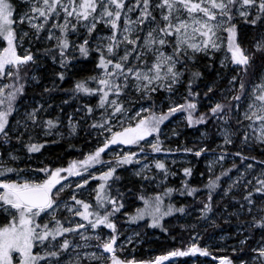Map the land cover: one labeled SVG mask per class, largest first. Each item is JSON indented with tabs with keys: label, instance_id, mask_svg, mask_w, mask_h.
<instances>
[{
	"label": "snow or ice",
	"instance_id": "snow-or-ice-1",
	"mask_svg": "<svg viewBox=\"0 0 264 264\" xmlns=\"http://www.w3.org/2000/svg\"><path fill=\"white\" fill-rule=\"evenodd\" d=\"M238 21L257 32L250 46L243 43ZM0 41V264H162L169 257L209 256L208 248L195 241L186 250L175 249L150 261L118 255V249L133 244L141 234L133 231L120 239L124 233L116 218L125 208V193L116 186L121 179L117 168L136 164L134 175L140 180L166 181L168 167L146 149L165 151L162 125L177 113L184 114L188 127L211 122L222 141L216 149L204 144L176 151L200 157L218 150L219 155L209 162L210 172L228 156L239 158V165L234 159L231 168L221 163L220 174L204 185L206 199L195 207L198 219H210L215 196L220 195L217 189L227 182L221 200L231 196L235 203L224 211L233 209L229 217L237 218V235L242 236L233 252L247 257L239 264H264V0H0ZM41 41L45 46L33 51L34 43ZM218 51L226 53L220 60L226 71H217L218 80L204 85L207 110L197 115L201 90L194 85L203 73L196 64L206 57L207 67L213 69ZM77 53L95 62V73L63 89L64 70ZM47 58L64 69L51 73V87L43 83L41 72ZM186 74L187 95L181 96L180 103L174 96ZM30 87H42L39 99H29ZM53 92H65L68 98L56 106ZM161 93L167 94L166 110ZM82 97H96V103ZM71 101L77 107L65 113L63 105ZM54 107L59 108L55 116L51 115ZM65 119L68 135H77L83 128L97 138V146L83 160L72 161L67 168L43 161L23 169L18 164L9 166L21 160V152H26L28 160H38L34 154L43 155L45 145L56 143L43 137L62 135L59 129ZM178 134L173 129V135ZM207 135L201 133L202 138ZM111 145L137 150L115 154L114 164L104 162L102 154ZM257 148L259 155L251 154ZM96 164H106V170L98 175L90 172ZM233 169L235 178L229 175ZM182 171L186 179L179 189L165 186L152 195L138 194L143 206L134 213L124 212L126 223L139 227L146 220L147 227L167 232L161 223L165 217L189 214L184 204L165 203L174 192L195 198L200 191L187 179L192 168ZM85 172L87 178L82 175ZM71 176L80 181L74 186L61 183ZM89 179L99 181L93 189L95 203L80 193ZM241 188L243 194L237 200L233 189ZM256 230L260 241L250 246L248 240ZM246 231L249 235L244 236ZM219 264H234V260L220 257Z\"/></svg>",
	"mask_w": 264,
	"mask_h": 264
},
{
	"label": "trees",
	"instance_id": "trees-1",
	"mask_svg": "<svg viewBox=\"0 0 264 264\" xmlns=\"http://www.w3.org/2000/svg\"><path fill=\"white\" fill-rule=\"evenodd\" d=\"M250 27V26H249ZM251 30V31H250ZM255 35V31L252 29H247V31L244 34V37L249 40ZM245 38V39H246ZM95 55V54H93ZM77 59L71 61V64L68 69H56V70H64L66 71V78L63 83H60V87L63 89H71L75 82L77 80L84 79L90 75H93L95 73V62L91 59L84 60L82 58H79L78 54H76ZM51 59V58H49ZM209 63L207 58H201L197 64L196 68L200 70L203 73V76L196 81V84L194 85V89L201 90V103L198 105V112L196 113L199 115L200 112H204L207 110V104L208 102L203 99V91H206V88H204V85L206 83H210L213 80L216 79L217 71H218V65H217V59H215L214 62V68L209 69L207 67V64ZM46 70L49 68V80L52 79L51 73L55 70L51 69L49 67V64L46 63V66L42 69ZM185 83L180 86L179 91L182 93L181 96H186V82H187V74L185 75ZM91 83V82H90ZM92 87H95L94 83H91ZM41 91L40 87L32 88L30 87L28 89V97L36 96V94ZM55 99L59 100L60 96L63 94H66L65 92H53ZM180 103H183V100L181 99ZM166 110V109H165ZM183 113H177L173 117H171L168 121H165L164 125H162V128L165 129L167 126H169L172 123L177 122L178 120L181 121V127H183L185 133L192 134L195 130H205L211 137H214L215 135V128L212 126L211 122L208 125H196L193 127H188L186 120L183 118ZM153 137H149L148 139H151ZM51 152V156L46 159V163L49 164L52 167H66V164H68L67 158H70L72 161H79L83 160L85 157V153L89 152L91 149V144L87 142L86 138H78L77 140L70 141V142H56V143H50L45 145ZM183 148V147H193V144H190L186 141H177L175 144L169 145L168 147L163 146L165 151H162L161 153H168L170 155H176V154H182L185 157H188L192 160V162L196 165L195 169L193 171V174L191 177L187 178L190 185L193 187H196L200 189V191L197 193L196 197H190V196H181L179 192H174L170 198H166L165 203L168 202L174 203L176 206H180L181 204H184L188 206L189 211L192 209H195V207H199L202 205H199L200 199H206L207 196V189L204 188V185L208 183L210 178H214L216 175H219L220 172L213 177L208 178V175L206 172L201 170V165L203 158L208 153L202 154L200 157H196L194 154L184 153L183 151H176L177 148ZM211 148L210 146H208ZM231 147V146H230ZM128 148H131L133 151H136L135 146H128ZM167 149H171V152H168ZM233 151L235 149H232ZM147 153H151L150 149H146ZM260 149L257 148L255 152L251 153L253 155H259ZM228 160H226L223 164L224 168H231L233 160L235 159L237 164L239 165V158L228 156ZM65 160L67 161L66 164H64ZM111 163H115V158H112L110 160ZM136 164L132 165H124L119 168H117V175L121 177V179L117 182L116 186H119L121 191L125 193V208L121 210V213L117 214L116 223L118 225V228L120 232H122V229L125 227H131L134 229H143V230H149L147 227V221H141L140 226L138 227L136 224H128L126 223L127 217L124 215V212L128 213H134L137 207H142V201L138 199V194L143 193L145 195H152L157 191H162L163 187H173L175 189H179L181 187V184H178L177 180L169 181L168 184L158 186V184H161L160 180L153 181L151 183L147 181H142L136 176H131L129 173V168L134 166ZM10 166V165H9ZM197 175H196V174ZM201 174V175H200ZM236 174L235 169L232 170V172L229 173L230 176H234ZM186 179L183 173V179ZM222 181H226V177H221ZM99 181L97 180V184ZM144 185L142 188L141 185ZM226 182L222 184L220 189H217V192H221L223 188H225ZM128 189H132L131 192L128 191ZM218 195L215 196L216 199V207L214 208V212L212 214H218L219 212H224L225 214L229 215L228 211H224V208L226 205H230L232 203H235V201L232 199L231 196L226 197L225 199H217ZM236 199H240V195H235ZM211 214V213H210ZM181 218V215L179 213L175 214L174 216L165 217L164 220L161 221L163 226L167 228V232L162 231L159 227L157 228H151L158 232L159 239L157 241L151 242V247H153L157 251V256L164 255L169 251H173L175 249H181L186 250L190 245L192 241V237L194 235V231L188 230L186 228L185 224H182L180 221H178ZM224 217H219L215 225L212 228L209 229H201L200 232L202 233V236L199 239L198 246H202L205 239L214 234H218L220 230H231L232 226H238L237 219L231 218V222L225 223ZM230 218V217H229ZM241 219H247V217H241ZM106 230V229H105ZM249 233V232H244ZM255 233H260L259 230H256ZM125 234V231H124ZM255 238V235L253 238L248 240V245L252 246L253 239ZM236 254H238L241 258H247L243 253H235L230 255V258L235 260ZM248 255H252V253H248ZM193 255L188 256H182V257H176L178 258V261L181 264H186L189 259L192 258ZM135 257H138L135 255ZM174 258V257H173Z\"/></svg>",
	"mask_w": 264,
	"mask_h": 264
},
{
	"label": "rangeland",
	"instance_id": "rangeland-1",
	"mask_svg": "<svg viewBox=\"0 0 264 264\" xmlns=\"http://www.w3.org/2000/svg\"><path fill=\"white\" fill-rule=\"evenodd\" d=\"M15 2L18 3L19 0H15ZM238 23H239V28H240V32H241V38L243 39V43L245 44V46H250L252 41H251V39L249 40V38L245 39L244 34L247 31V29H249V28L252 29L251 26L249 27V25H245V24H243V22H240V21H238ZM24 27L27 30V25H25ZM99 27H101L103 29V25H100ZM255 35H257V32H255ZM2 46H3V41H0V47H2ZM44 46H45L44 41H41L39 43H34L33 51H35L36 48H43ZM24 47L25 48L28 47L27 43H25ZM224 48L226 49V34H225ZM18 51L20 52V54H23V48H19ZM225 54H226L225 51H218L215 54V59H217L218 71L221 73L226 71L225 69H222L220 67V60L223 59ZM202 58H206V57H202ZM46 63H48L49 67L53 70L59 69V65L54 64L53 61L49 58L46 59ZM41 72H43L45 75V79H44L43 83L47 84L49 87H51V84L49 83V81H50L49 80V68L47 70H46V68L41 69ZM215 80H218L217 75H216ZM220 86L221 87L224 86L223 82H221ZM40 88H41V91H39L38 93L42 92V87H40ZM38 93L36 94L37 99H39ZM181 94L182 93L179 91V93L174 96V99L177 100L178 102H180L181 101ZM51 96L53 97L52 102L56 106H60L61 100L68 98L67 94H63L62 96H60L59 100L55 99L54 94L53 95L51 94ZM166 97H167L166 93L160 94V99L163 100L164 105H165V109H166L167 104H168V100L166 99ZM31 98L32 97H29V99H31ZM82 98L91 102L92 104H95L96 99H97L96 97H82ZM63 107H64L65 113L72 112V110L75 107H77V102L71 101L69 105H63ZM58 111H59V108L54 107L51 110V115L55 116ZM181 121L182 120L180 119L177 122L172 123L169 126H167L165 129H163L164 134L161 136L163 146L168 147L169 145L175 144L177 141H181V142L186 141L190 144H193V146H196V147H200V146H203L204 144H207L212 149H216L217 145L221 143L222 137H220L217 134L216 129H215L214 137H211L208 133L207 137L202 138L201 133L205 132V130H195L192 134H187V133H185L183 127H181ZM89 123H91V121H89ZM173 129H175V131L179 134L173 135ZM59 132L62 133V135H53L50 137H43V139L55 140L58 143V142H70V141L77 140L78 138H86L87 142H89L91 144L90 151H93L95 149V147L97 146V138H96L95 134H93L92 136H88L86 134V132L83 130V128H81L78 131L77 135H72V136L68 135L67 120L66 119L64 120V126L59 129ZM99 139L102 141L103 137L101 136ZM152 139L153 138H151L149 140H152ZM128 149H129L128 146H125V145H119V146L111 145L109 147V149H106L105 153L102 154V160L104 162H110V160L112 158H115V154L122 153ZM41 151H42L43 155L34 154L35 156H38V160H36V159L28 160L26 152H21L20 153L21 160L15 162V163H10L9 165L15 167L18 164V166L23 169L26 166L36 167L40 161H43L44 163H46L45 160L51 156V152L49 151V149L47 147H45ZM89 152H86L85 154L87 155ZM148 154L150 157L155 156L156 158L162 160L169 169V175L167 177V180L163 181V183H161V184H158L157 187L162 186V185H166V184H168L169 181H172V180H177L178 184H181L182 179H183L182 169L184 167H191L192 170L194 171L195 166H196L190 158L185 157L182 154L170 155V154L165 153V152L164 153H148ZM216 155H219L218 150L215 153L208 152L205 155V157L203 158L201 170L207 173L208 178L213 177L214 175L218 174L221 171V163L223 165L224 162L226 160H228V158H226V160L224 162L215 164L212 168V171L210 172L209 171V162L214 160ZM5 159H6V157H5ZM67 160H68V164L70 162H72V160L70 158H67ZM146 162H150V161H146ZM66 163H67V161L65 160L64 164H66ZM67 166L68 165L66 164L65 168H67ZM138 167H139V165H134L131 168H129V173L131 176H135L134 170ZM99 170H106V164H96V165H93L91 168H89L90 172H93L97 175H98ZM152 171L156 172L157 170L153 167ZM173 173H174V175H173ZM62 175L67 176V173H62ZM82 175L85 178L88 177V173H86V172L82 173ZM235 176H236V174L232 177L235 178ZM79 181H80V177L71 176V177H67V181H62L61 183L68 182V183H72L74 186V184L76 182H79ZM96 185H97L96 179H89V184L85 185L84 188L82 190H80L82 197L86 200H91L92 203H95V200L93 199V197H94L93 189H95ZM227 186H228V183L226 182L225 188ZM233 193L235 195L242 196L243 189L242 188L241 189H233ZM222 194L223 193L221 191L220 195H218L217 199H221ZM232 204H234V203H232ZM232 204H230V205H232ZM237 207H238V205H237ZM232 211H233V209L231 207H229L228 213L232 212ZM199 216H200L199 211L192 209L189 211V214L181 216V218L178 220L182 224H185L186 228L188 230L194 231V235L192 237L193 239H192L191 243L193 241H195V243L198 244L199 239L202 236V233L200 232V230L212 228L215 225V222L219 217H224L223 218L224 221H226V219H227L228 222H225V223H228V224L231 222V220H230L231 218L237 219L234 215L229 218V215L225 214L224 212H219L216 215L211 213V214H209L210 219H208V220L198 219ZM0 222H2V221H0ZM237 227L238 226L234 225L231 227V230H229V231L228 230H220L218 232V234L213 233L212 235L208 236L205 239V241L203 242L201 247L208 248V250L211 254L209 256H201L199 253H197L195 256H192V258L189 259V261L186 264H219V258L220 257L227 256L230 258V255L237 253V252H233V248L234 247H236V248L240 247L239 240L242 238V236L237 235ZM148 229L149 230H143L140 228L134 229V228H131L130 226L123 228L121 233H124V231H125V234L120 237L121 241L124 240L125 236H131L133 234V231H138V232H140L141 235L138 239L133 241V244H126L122 250L118 249V255L121 258H126V259L135 258L138 261H140V260H142V261L154 260L155 257L157 256V251L153 247H151V242L157 241L159 239V235H158V232L156 230L151 229V228H148ZM104 231L107 232L109 230L104 229ZM243 235L247 236V235H249V233L248 234L243 233ZM254 235H255V238L253 239L252 246H255L257 244V242L260 241V238H261L260 233H255ZM222 237H223V239H221ZM135 255H137L138 257H135ZM213 257H216L217 259H213ZM240 259H241V257L238 254H236V259L234 260V264H239ZM162 264H181V263L178 261V258L169 257V259L163 261Z\"/></svg>",
	"mask_w": 264,
	"mask_h": 264
}]
</instances>
